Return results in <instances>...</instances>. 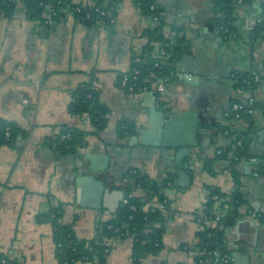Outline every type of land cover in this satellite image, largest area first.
<instances>
[{
    "label": "crops",
    "instance_id": "crops-1",
    "mask_svg": "<svg viewBox=\"0 0 264 264\" xmlns=\"http://www.w3.org/2000/svg\"><path fill=\"white\" fill-rule=\"evenodd\" d=\"M72 2L94 4L91 0ZM156 2L168 31L172 25L181 27L190 44L189 54L177 63L176 74L199 77L193 87L174 77L163 93L155 94L156 108L171 117L183 111L198 112V143L182 162L188 164L186 172L191 176L186 187L179 185L181 168L174 167V151L161 155L165 149L141 146L133 143V135L121 138L116 133L122 119L132 120L136 129L151 128L149 120L155 116L151 117L152 102L149 98L145 101L144 93H126L117 78L140 52L146 42L143 31L157 24L154 19L144 16L133 0H121L108 22L91 25L68 16L44 26L40 20L24 18L21 5L11 18L0 14V117L16 122L24 131L15 147L0 146V253L8 258L23 264H58L53 226L45 220L50 207L64 203L62 221L72 223L80 239H92L100 222L122 203L125 173L136 167L154 179L173 176L175 186L170 182L165 193L175 213L157 254L134 262L133 239L123 237L110 241L106 264H214L196 258L200 226L193 213L205 199L206 186L225 193L234 187L226 163L215 159L217 146L229 143L215 126L223 123L228 105L242 94L231 74H259L251 96L264 101V40L254 43L250 39L264 0L236 5L233 25L239 38L235 41L226 40L212 24L219 13L214 0ZM91 75L98 99L107 109V124L99 133L91 130L86 115L79 118L69 112L72 92ZM152 121L156 124L147 142L156 138L163 118ZM66 126L88 131L86 144L74 153L59 154L50 139ZM232 129L250 131L253 152L264 149L262 111L237 119ZM206 159L213 160V174L204 168ZM253 163L251 158L237 163L245 203L240 218L226 233L233 264H264V221L246 212L251 209L264 215V173H255ZM79 172L102 181L105 191L99 208L80 205V190L89 205L97 198L91 188L76 184Z\"/></svg>",
    "mask_w": 264,
    "mask_h": 264
},
{
    "label": "trees",
    "instance_id": "trees-1",
    "mask_svg": "<svg viewBox=\"0 0 264 264\" xmlns=\"http://www.w3.org/2000/svg\"><path fill=\"white\" fill-rule=\"evenodd\" d=\"M60 1V3H56L55 0H0V14L5 18H11L21 5L24 18L40 20L44 26H48L64 21L68 16L80 20L84 13L90 12V17L83 22L91 25L101 21L108 22L111 16L116 15L117 6L121 0H91L94 2V7H99L105 12L104 15L95 11L94 7L91 8L90 5H84L80 11H76L74 10L76 5L72 0ZM133 1L144 16L152 19L156 17L157 24H153L143 31L146 42L132 59L129 69L118 75V83L124 75L128 76L129 81H132L131 75L134 69L138 70L136 80L132 81L136 86L144 84L150 86L157 79L169 77L171 71L175 73L174 77H176L178 61L190 52V44L183 34L182 28L172 25L168 31L166 23L161 18V9L158 8L156 0ZM41 2H51L57 9L58 17L53 18L52 23H46L45 17L42 16L44 7ZM214 2L219 13L213 18L212 24L217 29L223 25L235 30L233 25L234 9L238 0H214ZM219 33L225 37L220 31ZM251 35L250 39L254 43L264 40L263 22H259ZM238 38L237 35L235 40ZM225 39L229 41V38L225 37ZM150 72L155 73V76L149 77ZM255 74L257 73H253V71H236L232 78L235 80V87L240 89L242 94L230 102L227 110L232 103H242L246 108L264 111V101H257L251 96L260 81L259 74H257L259 80L253 81ZM92 75L87 81L81 82L72 92L69 112L79 118L86 115L91 130L99 133L107 124V109L98 99V89ZM174 77L169 78L166 87ZM246 115L243 112L240 118ZM236 120L234 113L229 110V115L225 117L223 123L215 126V130L217 129L218 133L223 134L229 140V143L217 146L216 152L218 150L220 152L215 154V159L226 163L234 187L231 192L225 193L218 187L206 186L205 215L214 218L216 208H226L225 214L220 216L215 224L203 223V229L198 232L199 253L196 258L209 260L213 263V251H217L219 254L231 253L226 239L227 229L240 218L241 208L245 203L240 189L237 163L241 159L254 157L256 161L253 163V170L264 173V149L252 151L253 135L248 130L232 129ZM116 133L121 138L135 135L137 133L136 125L132 120L122 119L116 126ZM23 134V129L16 122L0 117V146L15 147L18 137ZM87 134L88 131L81 128L66 126L62 127L50 141L55 145L59 154L74 153L86 144ZM237 141H240L239 145H236ZM212 165L213 160L206 159L204 161V168L211 174H213ZM168 180L171 182V187L175 186L173 176L154 179L136 167L127 169L125 181L121 185L127 202H122L114 212L110 213L108 218L100 222L96 235L92 239H80L75 234L73 224L62 221L64 203L57 202L52 205L45 214V220L53 226V241L56 246L55 254L58 264H76L82 260H91L93 264H106L110 241L123 237L133 239L131 259L134 262L157 254L161 248L166 225L175 213L171 199L165 193ZM136 190H141V195L135 194ZM159 203H164V207H159ZM7 263L23 264L18 259H10L0 253V264Z\"/></svg>",
    "mask_w": 264,
    "mask_h": 264
},
{
    "label": "water",
    "instance_id": "water-1",
    "mask_svg": "<svg viewBox=\"0 0 264 264\" xmlns=\"http://www.w3.org/2000/svg\"><path fill=\"white\" fill-rule=\"evenodd\" d=\"M260 12V22H263L264 25V5L258 7ZM259 20V19H258ZM219 39V38H217ZM176 78H180L184 80L190 87L198 84V76L192 75H185L183 73H178ZM199 90V87L195 88ZM145 101L149 98L152 102L150 105L154 109L151 111V117L153 119H157V117L162 116L163 121L160 128L156 130V138L152 141L147 142L146 137L148 134L154 132L155 122L149 120L151 125L150 129H145L144 127L136 129V135L132 136L133 143L136 141V144H140L141 146L150 145L155 148H162L165 150L160 151L161 155L168 154V151H174V167L181 168L179 171L178 182L181 187L189 186L191 176L189 173L186 172L188 168V164H182L185 158H188L192 155L194 148L198 143V134L200 132V120L197 111H183L180 114H176L171 117L170 114L165 113L163 110H158L155 106L156 102V95L153 92H145L144 93ZM168 150V151H167ZM183 169V170H182ZM82 173L79 172V175L76 177V184L79 187L84 188H91L95 195H96V203L87 204L85 199V194L80 190L78 193V201L81 206L83 207H93L99 208L100 204L99 199L100 195L105 191L104 185L101 180L97 179L95 176H88V175H81ZM122 199L124 193L122 191ZM256 229L258 228L253 224Z\"/></svg>",
    "mask_w": 264,
    "mask_h": 264
},
{
    "label": "built area",
    "instance_id": "built-area-1",
    "mask_svg": "<svg viewBox=\"0 0 264 264\" xmlns=\"http://www.w3.org/2000/svg\"><path fill=\"white\" fill-rule=\"evenodd\" d=\"M56 3H60L61 1L60 0H55ZM241 1H245V0H238V3L241 2ZM41 4L43 5L44 7V11L42 12V16L45 17V21L46 23H52L53 22V18H57L58 17V11L57 9L54 7V5L51 3V2H41ZM91 8L94 7V4H90ZM82 6L80 5H76V7L74 8V10L76 11H80V8ZM95 11H98L101 15H104L105 12L101 9H99V7H94L93 8ZM90 12H86L84 13V15L80 18V21H85L87 18L90 17ZM154 20H156V17L154 18ZM260 22V20H259ZM218 31H220L225 37L229 38L230 40H235L236 39V36H237V33L235 30H231L225 26H219L218 27ZM157 65V64H156ZM138 73V70L134 69L133 70V73L131 75V80L132 81H135L136 80V75ZM236 73L233 72L231 74V76L233 77L234 74ZM175 73L174 72H170V76L169 77H164L162 79H157L155 81H153L151 83L150 86L144 84V85H141V86H136L135 83H133L132 81H129V78L127 75H124L120 81H119V85L121 88H123V90L130 94V95H136V94H142V93H145V92H153L154 94H161L164 92L165 88H166V84L167 82L169 81V78L170 77H174ZM155 76V73L153 72H150L149 73V77H154ZM259 80V77L257 74H255L253 76V81H258ZM229 110L232 111L234 113V117L236 119H239L240 116H241V113H246L247 115H250V114H253V113H256L257 111H260L258 109H253V108H246L242 103H232L230 106H229ZM229 110L226 111L225 115L228 116L229 115ZM264 113V111H262ZM225 133H227V131H225ZM240 144V141H237L236 142V145H239ZM220 151L218 150L217 153H219ZM256 159L253 157L251 158V162H255ZM255 173H258L256 171H254ZM167 185H170V181L167 182ZM205 201V199H204ZM204 201L202 202L201 206L196 209L194 211V215H195V218L197 220V222L199 223V226H200V230L203 229V223H208L209 225L210 224H215L217 219L222 216L223 214H225L226 212V208H216V213H215V216L214 218L208 216V215H205L204 213V208H205V205H204ZM122 202L123 203H126L127 202V199L123 196V199H122ZM164 203H159L158 206L163 208ZM133 208V206H132ZM244 211L243 208H241V211ZM242 211V212H243ZM246 212H248V214L253 217L254 219H257V220H261V221H264V215L258 211H254V210H251V209H246ZM110 214H108L109 216ZM199 253V250L196 252V254ZM212 257H213V260H214V264H233V261H232V258H231V255L228 254V253H225V254H219L217 251H213L212 252ZM198 262H205L204 259H201V258H197ZM8 264V263H7Z\"/></svg>",
    "mask_w": 264,
    "mask_h": 264
}]
</instances>
